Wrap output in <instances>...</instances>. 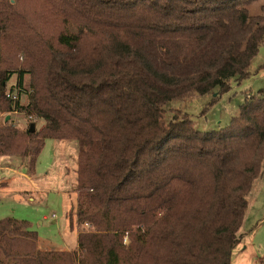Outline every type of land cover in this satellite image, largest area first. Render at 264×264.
Returning a JSON list of instances; mask_svg holds the SVG:
<instances>
[{"label":"trees","instance_id":"trees-1","mask_svg":"<svg viewBox=\"0 0 264 264\" xmlns=\"http://www.w3.org/2000/svg\"><path fill=\"white\" fill-rule=\"evenodd\" d=\"M255 1L0 0V157L34 171L47 138L79 143L77 248L41 249L6 217L0 264H231L263 172L264 88L217 130L168 106L251 75ZM14 111L44 124L20 128Z\"/></svg>","mask_w":264,"mask_h":264},{"label":"rangeland","instance_id":"rangeland-1","mask_svg":"<svg viewBox=\"0 0 264 264\" xmlns=\"http://www.w3.org/2000/svg\"><path fill=\"white\" fill-rule=\"evenodd\" d=\"M262 4L264 0L253 2L248 6L249 12L262 13ZM15 79L16 76H13L8 86ZM28 80L25 79V86ZM262 88L264 43L252 61L251 75L240 83L232 81L229 91L195 95L190 99L173 102L168 108L188 113L197 130H217L228 125L231 118L238 114L247 94ZM21 100L25 102L26 96ZM171 115L172 112L168 110V116ZM11 116L12 122L20 128L35 122L37 129H40L44 124V120L30 119L23 112L14 111ZM78 150L76 139L47 138L34 171L30 169L27 157H0V219L14 217L28 221L30 228L38 233L41 249L77 248V231L70 228L69 214L76 204ZM27 173H30L31 178L27 177ZM248 200L240 233L247 231L243 238L251 240V244L245 249L247 243L240 241L233 249L231 264H256L258 256L264 259V174L254 182Z\"/></svg>","mask_w":264,"mask_h":264},{"label":"crops","instance_id":"crops-1","mask_svg":"<svg viewBox=\"0 0 264 264\" xmlns=\"http://www.w3.org/2000/svg\"><path fill=\"white\" fill-rule=\"evenodd\" d=\"M23 96H24V95L21 96V99H22ZM0 116H1V115H0ZM10 117H12V116L10 115ZM263 171H264V169H263ZM263 174H264V172H262L261 176H263ZM261 176H260V177H261ZM27 177H28V178H31L30 173H27ZM262 185H263V183H262ZM1 188H2V187H1ZM246 232H247V231H246ZM246 232H244V233L242 234V238H241V242L244 241V242L247 243V244L244 243V244H246V245L244 246L245 249H247L248 246H250V244H251V240H248V241H247V238H245V237L243 238V236H244V234H245ZM262 258H263L262 256H258L257 259H256V264H258L259 262H260L261 264H264V259H262Z\"/></svg>","mask_w":264,"mask_h":264},{"label":"water","instance_id":"water-1","mask_svg":"<svg viewBox=\"0 0 264 264\" xmlns=\"http://www.w3.org/2000/svg\"><path fill=\"white\" fill-rule=\"evenodd\" d=\"M9 118H10V115H7V116H6V120H8ZM30 131H31V132L35 131V124H34V123L31 124V126H30Z\"/></svg>","mask_w":264,"mask_h":264},{"label":"built area","instance_id":"built-area-1","mask_svg":"<svg viewBox=\"0 0 264 264\" xmlns=\"http://www.w3.org/2000/svg\"><path fill=\"white\" fill-rule=\"evenodd\" d=\"M8 96H11V97H13L15 99L19 97L17 92L13 93L12 95L8 94ZM258 264H261V263L259 262Z\"/></svg>","mask_w":264,"mask_h":264}]
</instances>
